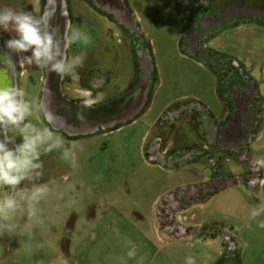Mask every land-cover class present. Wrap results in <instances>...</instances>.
<instances>
[{"label": "rangeland", "instance_id": "obj_1", "mask_svg": "<svg viewBox=\"0 0 264 264\" xmlns=\"http://www.w3.org/2000/svg\"><path fill=\"white\" fill-rule=\"evenodd\" d=\"M38 1L34 0L30 7L36 14ZM124 1L135 14L144 46L153 57L149 53L156 77L149 100L133 121L113 131L75 140L57 132L76 146L79 168L73 171L59 159L58 152L42 156L44 176L40 182H50L55 194L39 207L51 214L52 209L68 200L75 199L77 203L75 207H62V214L53 217L51 233L41 231L38 235V239H53L55 248L45 247L27 256L16 251L19 237L5 235L0 237V264H185L188 256H193L196 264H264V229L249 217L250 208L264 199V185L260 183H234L210 190L197 203L176 212L174 220L183 232L166 228L170 220L165 207L169 196L189 185L209 181L214 168L207 169L201 160L175 166L152 161L147 150L153 142L155 126L167 129V142L177 143L173 149L179 150L184 144L200 145V137L183 119L182 127H176L173 119L165 120L167 114L174 107L199 103L221 120L224 104L217 93L215 73L183 46L185 25L180 0ZM69 4L74 25L87 32L92 42L87 47L73 44L68 49L69 55L84 52L86 59L76 76H65V95L96 104L117 98L137 80V34L118 31L103 21L87 0H69ZM6 7L22 10L18 0L0 1V9ZM111 28L114 37L108 35ZM10 33L12 38L15 33ZM208 46L222 58L245 66L264 92V24L223 28L208 40ZM30 54H16L17 84L30 95L41 97L45 69L18 63L21 55ZM92 75L94 78H90ZM103 76L107 84L99 82ZM88 83L98 89L86 88ZM20 142L22 138L17 136L15 143ZM252 151L257 153L256 159L264 161V106L261 137ZM208 152L219 157L218 151ZM226 157L224 169L232 175L242 174L244 167L233 156L223 155ZM81 218L90 223L83 224ZM231 242L236 246L235 258ZM132 246L137 255L129 259L127 252Z\"/></svg>", "mask_w": 264, "mask_h": 264}, {"label": "clouds", "instance_id": "obj_2", "mask_svg": "<svg viewBox=\"0 0 264 264\" xmlns=\"http://www.w3.org/2000/svg\"><path fill=\"white\" fill-rule=\"evenodd\" d=\"M59 7L60 15L65 18L62 35L50 23L56 13L57 0H46L44 11L39 15L7 7L0 9V30L15 33L5 42L9 54L0 55V63L6 68L14 67L17 63L10 53L30 52V55L20 56L19 65L34 64L60 77L76 76L86 54L69 55L68 49L73 44L87 47L92 38L68 18L65 0H59ZM50 97V90L47 96L37 97L18 85L0 87V237H19L20 247L16 251L27 256L45 247L55 248L53 239H38V235L41 231L51 233L53 217L62 214V207H75L77 203L75 199L68 200L63 206L52 209L51 214L39 207L55 194L50 182H40L44 176L42 156L58 152L59 159L73 171L79 168L76 146L55 131L63 118L51 110ZM83 105L91 107L87 102ZM17 136L22 142L15 143ZM258 163L264 166V161ZM259 183L264 185V180ZM249 184L255 186L257 180H250ZM249 217L264 229V219H258L264 217V199L250 208ZM80 222L90 223L86 218H81ZM136 255L137 250L132 246L127 257L134 259ZM185 264H196V260L188 256Z\"/></svg>", "mask_w": 264, "mask_h": 264}, {"label": "flooded vegetation", "instance_id": "obj_3", "mask_svg": "<svg viewBox=\"0 0 264 264\" xmlns=\"http://www.w3.org/2000/svg\"><path fill=\"white\" fill-rule=\"evenodd\" d=\"M6 1V0H0ZM22 6V10L31 11L34 15L42 14L44 11L46 0H39L38 14L30 8L34 0H18ZM180 0V9L185 25V35L183 46L187 50H191L195 56L205 61L207 66L215 73L218 78L217 93L222 100L223 106V119L215 118L214 115L206 110V108L199 103H188L172 108L171 112L167 114L165 120H181L183 119L193 129H197L201 134L200 145L191 144L185 149H173L168 146L165 132L167 129L160 130L151 146L148 148V155L150 158H156L159 161L167 164L175 162L188 164L193 161L201 160L205 162L206 168H214V173H211L209 181L202 185L185 188L183 191H175L168 198L166 203L168 224L166 228L170 231L181 232L183 228L179 227V223L174 220L176 212L189 205L195 204L210 190L224 189L234 183H247L250 180H261V174L264 166L258 163L260 159H256L257 153L252 151V147L257 139L261 137V122L263 118L264 106V92L262 91L259 83L252 76L251 71H248L245 66L240 65L237 61L229 58H222L217 51L210 49L208 40L218 33L221 29L226 27H238L244 23L256 22L264 24V20L252 16H236L226 21L225 18L231 13L235 3L241 0ZM90 7L97 13V15L105 22L114 25L118 31L130 30L118 24L112 15H109L99 8H97L92 1L87 0ZM126 3V2H125ZM127 5V4H126ZM66 10L69 17L74 24V12L70 9L69 0H65ZM59 10V0H57L56 11ZM132 12V11H131ZM134 34V33H133ZM108 35L114 37V30H108ZM11 33L0 30V55L9 54L5 42L10 39ZM136 53L139 59V65L143 59L144 53L150 51L140 43L139 39L136 40ZM11 59L17 61L16 53H10ZM151 56V54H150ZM152 57V56H151ZM152 59V58H151ZM17 63V62H16ZM136 69V75L140 78V69ZM7 79L12 75L18 81V68L17 65L11 68L0 63ZM90 78H94L93 75ZM100 83H106L107 79ZM105 80V81H104ZM139 81V80H138ZM135 85V84H134ZM92 91L98 88L93 87L91 84L84 85ZM119 127V126H118ZM106 130L103 132H110L114 129ZM67 136V135H66ZM68 139H78V137L67 136ZM219 152V157L211 155L209 150ZM223 155L233 156L237 163L241 164L242 174H231L224 169V162L228 158H223ZM206 181V180H205ZM179 193V194H178ZM205 197V196H204ZM208 197V196H207ZM179 230V232H180ZM230 242V240H228ZM232 245V242H231ZM233 258L236 257V246L232 245ZM231 260V253L228 257ZM238 264L236 261H231L229 264Z\"/></svg>", "mask_w": 264, "mask_h": 264}, {"label": "water", "instance_id": "obj_4", "mask_svg": "<svg viewBox=\"0 0 264 264\" xmlns=\"http://www.w3.org/2000/svg\"><path fill=\"white\" fill-rule=\"evenodd\" d=\"M90 1L103 12L112 15L118 24L137 34L139 42L143 43L135 14L128 9L124 0ZM236 16H252L264 20V0H241L235 3L225 20L230 21ZM50 23L58 29L60 35L63 34L65 18L60 15V7ZM142 56L139 81L117 98L99 104L88 100H71L63 90L64 77L45 69L41 97L47 96L50 90V108L63 118L58 121L61 126L55 131L71 137H85L133 121L145 108L154 81V65L148 58L149 53ZM9 85H18L17 79L14 75L7 79L3 67L0 66V87ZM85 102L91 107H85ZM150 159L159 161L156 158Z\"/></svg>", "mask_w": 264, "mask_h": 264}, {"label": "crops", "instance_id": "obj_5", "mask_svg": "<svg viewBox=\"0 0 264 264\" xmlns=\"http://www.w3.org/2000/svg\"><path fill=\"white\" fill-rule=\"evenodd\" d=\"M182 119H181V121H179V120H174V121H172V123H173V125H175L176 127L177 126H180V127H182ZM185 124L190 128V130H191V132H193L194 134L196 133L199 137H201L198 133V130H196V128L195 129H193L188 123H186L185 122ZM160 127H159V124H157L156 126H155V129H154V137L153 138H155V136L157 135V133L160 131V129H159ZM172 143L171 145H169V143ZM169 143H168V146L169 147H171L172 146V148H174L175 146H177V143H176V141H174V140H172V141H170ZM182 146V148H181V150H183V149H185L186 147H187V145H181ZM189 146V145H188ZM179 164H181V163H179L178 161L177 162H175V163H173L172 165H170V166H175V165H179ZM183 164V163H182ZM206 179V178H205ZM190 187L191 186H195V184L194 185H189ZM197 186V185H196Z\"/></svg>", "mask_w": 264, "mask_h": 264}, {"label": "trees", "instance_id": "obj_6", "mask_svg": "<svg viewBox=\"0 0 264 264\" xmlns=\"http://www.w3.org/2000/svg\"><path fill=\"white\" fill-rule=\"evenodd\" d=\"M149 51H150V49H148ZM150 54H151V51H150ZM151 56H152V54H151ZM152 59H153V57H152ZM156 77H155V72H154V76H153V80H154V82H155V79ZM65 79H66V77L64 76V80H63V87L65 86V84H66V81H65ZM138 77H137V80H136V82H135V84L138 82ZM72 100H74V101H78V100H76V99H72ZM122 126V125H121ZM121 126H119V127H121ZM118 127V128H119Z\"/></svg>", "mask_w": 264, "mask_h": 264}]
</instances>
